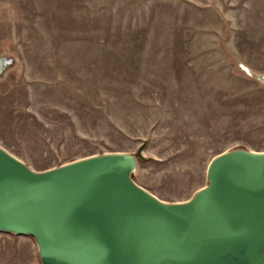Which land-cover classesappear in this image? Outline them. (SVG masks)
I'll return each mask as SVG.
<instances>
[{"label":"rangeland","instance_id":"rangeland-1","mask_svg":"<svg viewBox=\"0 0 264 264\" xmlns=\"http://www.w3.org/2000/svg\"><path fill=\"white\" fill-rule=\"evenodd\" d=\"M0 144L36 169L136 151L135 179L165 200L207 183L234 147L264 150V0H0ZM0 264H42L0 231Z\"/></svg>","mask_w":264,"mask_h":264},{"label":"water","instance_id":"water-1","mask_svg":"<svg viewBox=\"0 0 264 264\" xmlns=\"http://www.w3.org/2000/svg\"><path fill=\"white\" fill-rule=\"evenodd\" d=\"M16 65L0 52V80ZM144 156L140 145L36 169L0 144V231L32 236L42 264H264V150L215 154L207 183L175 201L135 179Z\"/></svg>","mask_w":264,"mask_h":264}]
</instances>
